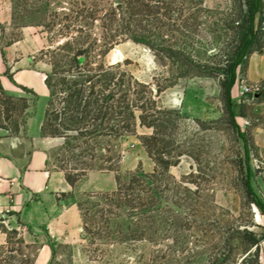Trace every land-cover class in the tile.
Instances as JSON below:
<instances>
[{"label":"rangeland","instance_id":"rangeland-1","mask_svg":"<svg viewBox=\"0 0 264 264\" xmlns=\"http://www.w3.org/2000/svg\"><path fill=\"white\" fill-rule=\"evenodd\" d=\"M121 1L12 0L2 41L18 40L26 26L41 37L45 49L75 36L83 41L90 34L89 41L100 40L103 25ZM152 5L156 11L157 6L162 9L154 10L151 17L149 44L121 41L97 61L118 66L127 81L132 77L142 83L133 84L139 92L133 98L144 96L137 101L141 106L152 91L161 112L156 113L151 102L145 104L146 112L136 108V132L112 142L116 153L122 154L118 170L103 171L106 175L90 180L88 189L71 195L74 203L82 204V230L73 241L25 225L8 227L0 220L7 234L6 243L0 245V264H240L245 257L242 264H255L250 252L256 247L250 250L248 235L244 242L239 231L264 238V209L255 203L258 197L264 206V149L256 146L253 135L255 125L264 126V100L257 102L256 94H242V86L251 85L246 80L247 57L237 68L234 120L221 86L225 69L239 51L243 31L238 24L245 16L247 21L246 0H152ZM255 23L257 47L264 44V4ZM36 57L40 66L52 69L49 56L38 52ZM13 96L28 98L32 128H38L45 120L49 98L26 88ZM19 113L14 116L21 125L19 133L27 134L28 119L22 124ZM141 115L154 126L143 124ZM4 124L11 125L9 120ZM97 142L107 145V139ZM61 147L52 152V163L69 169L68 160L81 151L66 153ZM102 147L97 153L107 155ZM167 163H171L169 171L160 175L161 206L145 218L118 220L124 231L128 225L139 224L148 239L121 242L115 227L110 238L85 231V217L93 231L96 227L92 211L84 217L85 209L99 201L90 194L116 189L118 175L126 180L138 170H163ZM166 184L170 189H165Z\"/></svg>","mask_w":264,"mask_h":264},{"label":"trees","instance_id":"trees-1","mask_svg":"<svg viewBox=\"0 0 264 264\" xmlns=\"http://www.w3.org/2000/svg\"><path fill=\"white\" fill-rule=\"evenodd\" d=\"M121 2L122 4L113 8L109 14L108 23L103 25L104 35L100 40L94 38L93 41H89L90 34L89 38L83 41L75 36L63 44L41 51L42 55L49 56V64L52 66L46 77L50 98L41 133L44 137L64 138L65 141L61 147L63 152L81 151L79 154L74 153L68 160L71 166L69 169L60 168L73 186H76L91 170H118L122 154L116 153L113 144L126 134L136 132V108H141L143 112H146L145 104L151 102L155 106L152 109L156 113L161 112L153 98L152 91L147 92L146 102L141 106L137 101L144 96L133 98L134 94L139 95L137 89L133 90V84L144 86L142 83L136 79L133 81L132 77L130 81H127V74L120 72L118 66H108L104 62L97 61L98 57L105 56L121 41L131 39L138 43L149 44L151 17L160 12L162 7L157 6L159 11H156L152 0H122ZM246 3L248 6L247 21L245 16L238 24V28L243 31L239 51L236 59L225 69V76L221 82L226 108L232 120H234L233 88L238 78L237 68L246 57L249 58L252 53L264 49V44L255 47L258 37L255 31L256 15L261 12L264 0H246ZM29 92L36 95L31 90ZM261 92L262 95L256 99L257 101L264 99V81ZM30 108L31 104L27 97H15L8 94L0 80L1 128L10 131V134H18L21 125L14 117L15 113L20 112L22 124H25L31 115ZM4 120H9L11 125H5ZM141 121L148 126H154L148 123L146 115H141ZM97 139H107V145L102 147ZM145 145L149 149V144ZM99 147H102L108 154H98ZM247 152L249 153L248 147ZM170 166L171 163L164 164L163 170L158 167L152 173L138 170L129 174L126 180L118 175L116 189L90 194L91 197H98L99 201L92 203V208L85 209L84 217L89 216L88 214L92 211V219L96 227L93 231L85 217V231L99 238H110L116 228L118 240L121 242L148 239L149 237L145 235L146 230L139 224L128 225L127 231H124L123 224L118 220L123 216L131 219L145 218L161 206L159 204L163 197L158 193L162 190L163 183L160 175L169 171ZM168 186L166 184L165 189H170ZM255 201L263 210L262 201L258 197H255ZM175 203L181 207V204ZM79 207L82 209V204H79ZM175 213L176 217H180V212L175 211ZM12 231L18 232L17 229ZM246 234L250 242L249 249L256 247V251L250 252V255H253L255 264H261L260 244L264 238H258L250 231H239V236L244 242H246ZM244 261L246 257L242 263Z\"/></svg>","mask_w":264,"mask_h":264},{"label":"crops","instance_id":"crops-1","mask_svg":"<svg viewBox=\"0 0 264 264\" xmlns=\"http://www.w3.org/2000/svg\"><path fill=\"white\" fill-rule=\"evenodd\" d=\"M11 3L12 0H0L1 84L11 95H18L26 88L42 99L50 98L46 83L49 70L40 66L36 57L45 49L41 37L26 26L18 40L6 44L2 41L4 26L8 25L6 11ZM246 80L251 85L263 83L264 50L248 58ZM33 117L31 114L28 118L27 134L14 135L0 129V220L8 227L25 225L34 231L44 230L55 238L73 241L82 230V216L71 195L77 189H88L90 180L106 174L91 170L76 186L71 185L65 172L52 163V152L63 145L64 139L42 136L44 121L33 129ZM253 135L256 146L264 149V126L255 125ZM63 194L70 197L65 198ZM6 239L7 234L0 227V245ZM260 262L264 264V240L260 244Z\"/></svg>","mask_w":264,"mask_h":264},{"label":"built area","instance_id":"built-area-1","mask_svg":"<svg viewBox=\"0 0 264 264\" xmlns=\"http://www.w3.org/2000/svg\"><path fill=\"white\" fill-rule=\"evenodd\" d=\"M261 90L260 85H244L242 86V94H257Z\"/></svg>","mask_w":264,"mask_h":264},{"label":"water","instance_id":"water-1","mask_svg":"<svg viewBox=\"0 0 264 264\" xmlns=\"http://www.w3.org/2000/svg\"><path fill=\"white\" fill-rule=\"evenodd\" d=\"M261 95H262V92H259V93L256 94V97L258 98V97H260Z\"/></svg>","mask_w":264,"mask_h":264}]
</instances>
